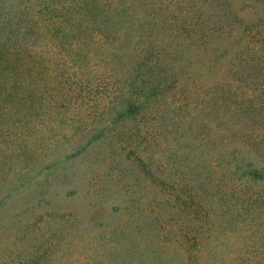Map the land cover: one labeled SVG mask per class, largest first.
Listing matches in <instances>:
<instances>
[{"label":"rangeland","instance_id":"1","mask_svg":"<svg viewBox=\"0 0 264 264\" xmlns=\"http://www.w3.org/2000/svg\"><path fill=\"white\" fill-rule=\"evenodd\" d=\"M203 58L156 68L147 86L89 77L23 156L0 137V264H129L142 248L178 259L217 225L233 243L264 197V54L247 39ZM137 85L148 92L127 114Z\"/></svg>","mask_w":264,"mask_h":264},{"label":"trees","instance_id":"2","mask_svg":"<svg viewBox=\"0 0 264 264\" xmlns=\"http://www.w3.org/2000/svg\"><path fill=\"white\" fill-rule=\"evenodd\" d=\"M247 39L264 54V0H0V137L13 136L12 155L23 156L29 142L46 139L42 127L56 114L90 94L89 77L147 86L163 71L156 68L220 59ZM94 67L101 71L90 73ZM144 89L129 88L127 114ZM251 197L243 224L240 217L231 229L233 243L226 226L206 227L207 240L189 242L178 259L140 248L129 264H264V197Z\"/></svg>","mask_w":264,"mask_h":264}]
</instances>
